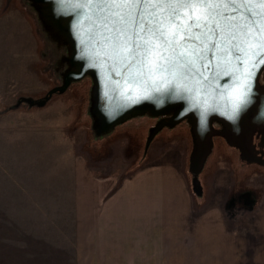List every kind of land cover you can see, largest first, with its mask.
<instances>
[{"label": "rangeland", "instance_id": "obj_1", "mask_svg": "<svg viewBox=\"0 0 264 264\" xmlns=\"http://www.w3.org/2000/svg\"><path fill=\"white\" fill-rule=\"evenodd\" d=\"M45 12L32 0H0V264H180L135 262L132 244L144 234L135 230L134 215L88 204L94 182L102 205L140 165L174 150L181 153L196 214L209 209L215 176L229 185L228 203L215 206L221 217L204 231L238 244L220 264H264V157L254 158L215 133L193 169L189 119L164 125L150 137L170 112L139 110L98 132L90 74L41 106L21 101L62 84L70 67L71 41ZM258 82L264 85V71ZM213 126L222 129L216 121ZM192 224L175 232L154 225L151 238L200 237Z\"/></svg>", "mask_w": 264, "mask_h": 264}, {"label": "water", "instance_id": "obj_2", "mask_svg": "<svg viewBox=\"0 0 264 264\" xmlns=\"http://www.w3.org/2000/svg\"><path fill=\"white\" fill-rule=\"evenodd\" d=\"M32 1L46 8L47 18L71 41L72 52L62 84L50 88L43 97H22L21 101L41 106L53 93L64 91L71 82L90 74L94 80L92 111L97 116L98 132H106L134 112L145 109L152 114L171 113L154 127L150 137L160 127L187 118L194 138L193 169L200 167L215 133L252 154L249 140L258 131L260 145L264 146V85L254 75L264 66V61L257 62L255 55L264 50L258 47L264 45V0H236L233 5L224 6L228 11L235 10L236 21L249 32L241 58L231 52L208 54L197 64L198 72L189 75L176 69H156L158 59L154 54L153 69L145 68V74L136 73L135 78L128 74L112 46L97 30L93 8L88 4L82 0H65L62 4L60 0ZM182 11L189 14L188 9ZM194 14L199 15L200 9ZM159 18L163 20L164 16ZM213 121L220 123L222 129L216 130ZM261 154L252 156L264 157L263 150Z\"/></svg>", "mask_w": 264, "mask_h": 264}, {"label": "snow or ice", "instance_id": "obj_3", "mask_svg": "<svg viewBox=\"0 0 264 264\" xmlns=\"http://www.w3.org/2000/svg\"><path fill=\"white\" fill-rule=\"evenodd\" d=\"M65 0H60L64 3ZM236 0H82L93 8L96 28L123 63L129 75L143 76L144 69H176L194 75L208 54L231 52L241 58L249 32L236 21L235 10L224 6ZM148 5L149 8L145 6ZM159 8V10H157ZM199 8L200 14L195 15ZM189 10L185 15L182 11ZM163 15L164 19L159 17ZM187 20L188 23H183ZM264 49V45L258 46ZM264 61V50L255 53ZM207 68V64L203 65ZM260 71L255 72L259 79ZM242 111V109H240ZM238 118V117H237Z\"/></svg>", "mask_w": 264, "mask_h": 264}, {"label": "crops", "instance_id": "obj_4", "mask_svg": "<svg viewBox=\"0 0 264 264\" xmlns=\"http://www.w3.org/2000/svg\"><path fill=\"white\" fill-rule=\"evenodd\" d=\"M228 186L215 176L208 203L210 207L196 214L192 191L182 173L181 153L178 150L166 151L153 161L135 169L122 181L118 192L109 194L102 205L98 203L101 187L94 182L93 187L89 188L93 195L90 196L91 203L88 204L93 209L103 210L107 207L109 211L113 210L116 214L119 212L118 214L134 215L135 230L138 228L144 234L143 239L138 241L137 238L132 244L135 262L220 264L223 261L226 262V259L222 260V257L231 256L235 245L238 244L234 239L220 238V232L213 234V237L212 235L207 237L204 231L208 224L214 225L215 220L218 221L221 217V209L215 206L220 204L225 206L228 203ZM77 189H79L78 193L82 190L78 182ZM77 206L81 208L78 202ZM187 224L194 225L198 234H203L191 240H186L180 234L177 235L178 237L175 234L169 236L163 234L160 239L151 238L152 231L155 230L154 225L159 231L175 232L185 230L184 225ZM218 229L221 230V227ZM210 231L216 230L210 228ZM148 232H151L150 237L147 236Z\"/></svg>", "mask_w": 264, "mask_h": 264}, {"label": "flooded vegetation", "instance_id": "obj_5", "mask_svg": "<svg viewBox=\"0 0 264 264\" xmlns=\"http://www.w3.org/2000/svg\"><path fill=\"white\" fill-rule=\"evenodd\" d=\"M250 146H248V149L252 152L253 156H263V154H261V150L264 151V146H261V133L258 131H254L252 133V136L249 140Z\"/></svg>", "mask_w": 264, "mask_h": 264}]
</instances>
